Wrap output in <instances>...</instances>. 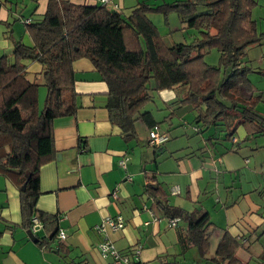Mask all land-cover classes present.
Here are the masks:
<instances>
[{
  "label": "trees",
  "instance_id": "16d2710c",
  "mask_svg": "<svg viewBox=\"0 0 264 264\" xmlns=\"http://www.w3.org/2000/svg\"><path fill=\"white\" fill-rule=\"evenodd\" d=\"M92 1L49 0L44 15L24 20L33 45L14 41L12 53L0 54V175L19 184L25 225L31 227L32 217L38 214L48 229L50 239L39 241L42 245L58 237V232L52 217L36 209L40 169L56 155L53 122L61 116L62 93L74 85L73 65L81 59L90 60L107 83L110 121L122 129L126 140L137 137L139 121L149 130L159 125L145 110L153 101L152 83L158 91L184 93L179 101L193 108L198 133L219 126L226 140L232 141L237 128L245 125L253 135L264 136V112L258 109L261 99L245 96L252 91L249 73L253 71L243 66L249 49L264 41L253 18L256 0H175L158 6L141 2L129 15ZM173 13L188 33L195 32L189 33L191 42L173 43L170 33L162 35L150 19L162 15L168 25ZM7 25L12 28V23ZM7 35L14 40L12 30ZM212 49L220 54L216 67L205 60ZM26 61L42 65L41 80L28 78ZM40 87L47 89L42 108ZM148 180L145 194L168 219L178 221L175 227L169 225L178 230L183 256L194 248L205 264H244L236 251L247 241L239 243L226 233L211 257L215 225L209 213L170 205L167 190L151 177ZM170 194L180 193L170 190ZM259 235L262 238L264 230ZM262 246L264 258V242ZM137 249L131 264H140ZM107 259L113 263L111 257ZM170 262L161 258L155 264Z\"/></svg>",
  "mask_w": 264,
  "mask_h": 264
},
{
  "label": "crops",
  "instance_id": "0c3cea01",
  "mask_svg": "<svg viewBox=\"0 0 264 264\" xmlns=\"http://www.w3.org/2000/svg\"><path fill=\"white\" fill-rule=\"evenodd\" d=\"M48 1L0 0V20L3 21L0 22V54L12 53L14 41L22 40L28 46L33 45L24 20L44 15ZM69 1L76 4L93 2ZM173 1L114 0L119 5L118 10L126 15L141 2L158 6ZM256 2L253 18L259 33L264 34V0ZM7 23H12V28ZM184 28L180 22L179 26L168 32L173 43L188 41L190 35ZM10 30L13 31V41L7 35ZM25 64L28 78L41 80L42 65L37 61H26ZM243 66L253 71L249 73L252 91L245 93V96L260 97L258 109L264 112V41L249 49ZM73 69L76 81L63 91L61 116L53 122L56 155L40 169V192L36 205L38 213L52 217L57 225L55 232L58 235L60 232L65 233L66 239L60 241L56 237L48 244H38L41 240L50 239V233L44 226L37 233H32L38 240L37 243L33 242L30 239V227L25 225L22 216L19 184L12 178L0 175V264H111L110 259L104 258L99 249V244L106 239L111 240L116 249L129 256L132 262L134 251L141 246L140 264H155L161 258L171 261V264H185L181 260L188 254L191 263L204 264L200 256L194 255V248L184 256L181 254L177 228L170 227L169 219L145 194L150 177L167 190L170 205L189 211L196 208L205 210L211 222L213 216L208 204H212L214 199V206L226 213V224L222 221L218 224L212 222L215 225L212 238L218 237L220 241L228 233L239 243L241 239L247 241L236 251L237 258L244 264H264V258L261 257L264 236L259 238L264 230V189L261 201L255 208L261 219L257 223L246 222L245 212L240 213L243 220L241 217L233 219L231 211L234 202L230 203L229 199L222 202L220 197L215 198L218 181H225L226 170L232 168L226 166L224 170V157L231 152L243 157V149L262 150L260 148L264 147V142L259 143L257 140L264 136L253 135L249 127L240 125L235 135L238 141L234 143L226 140V134L216 126L205 133L201 132L204 133L201 158L196 155V151L183 150L180 153L176 147L166 143L155 149L159 151L158 155L153 154L151 149L154 148L148 145L150 130L143 121L137 123V137L130 140H126L122 129L110 121L109 89L91 61L81 59L74 63ZM183 95L180 90L158 91L151 84L154 105L165 115L149 112L159 123L160 129L169 135L168 142L172 140V129L194 123L193 108L179 101L184 98ZM46 96L47 89L40 87V108ZM190 116H193L192 122L189 121ZM226 141L231 142L230 148L225 146ZM126 158V166L121 165ZM245 162L250 163L251 160ZM263 163L264 157H260L259 164ZM175 187L180 189V194L171 196L170 190ZM248 209H251L250 206ZM214 211L219 214L217 210ZM118 213L126 220L125 228L119 231L105 228L100 232L98 227ZM179 226L185 227V224L180 222ZM246 227L248 230L245 234Z\"/></svg>",
  "mask_w": 264,
  "mask_h": 264
},
{
  "label": "rangeland",
  "instance_id": "374dc122",
  "mask_svg": "<svg viewBox=\"0 0 264 264\" xmlns=\"http://www.w3.org/2000/svg\"><path fill=\"white\" fill-rule=\"evenodd\" d=\"M38 18V17H34ZM153 22L158 27L159 31L162 35H166L170 30H173L180 24V19L177 14H171L168 18L169 24H164V17L162 15L154 14L151 16ZM195 33L194 31H191L189 33ZM188 36V35H187ZM191 37H189L187 42H191ZM205 60L210 66H218L219 62V52L216 49H212L206 56ZM31 78V77H30ZM156 103H158L157 100H155ZM155 102H150L149 106L145 109L146 111H152L154 114H161L162 116L165 115V113H162V111H159V109L156 108ZM151 113V112H150ZM193 116L189 117V121H193ZM195 124L192 123L190 125H182L180 127H176L170 131L171 133V141L166 143L170 146L176 147L177 151H180V153L183 150H187V152H191L192 150L195 152L196 155L200 158L203 156L201 151H204L201 149V145L203 143V134L205 133H197L195 132V127H193ZM146 129V127H144ZM259 143L264 142V137L257 140ZM226 147H231V142L226 141L225 142ZM220 147V146H219ZM183 148V149H182ZM151 149V148H150ZM262 150L260 151H250L249 149H243L242 150V156H239V154H235L231 152L228 154L227 157H224L225 164L223 165L224 170H226V166L232 167L229 171L226 170V179L219 180L218 182V191L215 194V198H221L223 200L222 202H225V200L229 199V202H234L233 208H232V218L236 219L237 217H241L240 213H246V217L244 220L246 222H255L257 223L260 221V215L256 212L255 208L258 204V201H261L260 196H262V189H264V163L262 165L259 164V158L264 157V147L260 148ZM152 153L158 155L159 151H156L155 149H151ZM205 154V153H204ZM162 156V155H159ZM248 156V157H247ZM244 157H247L246 160H251L250 163H246L244 160ZM223 163V162H222ZM230 175V176H229ZM229 176V178H228ZM228 178V179H227ZM261 183L260 186H258V183ZM230 202V203H231ZM214 199L212 204H208V208L211 211V214L213 216L212 222L214 224H218L219 222H225V212L221 211L218 206H214ZM250 206L251 209H248ZM215 210L219 212V214L215 213ZM243 220V218H242ZM263 222V221H262ZM264 223V222H263ZM226 224V222H225ZM224 224V225H225ZM248 230V227L244 229V233L246 234ZM212 253L211 255H214V252L216 251V246L218 244V237L212 238ZM196 253L194 255L199 256L198 251L195 249ZM242 252V251H240ZM241 255V253H239ZM239 255V256H240ZM250 260V258L248 257ZM185 264H195L191 263L190 260V254H188V257L183 260ZM184 264V263H182ZM205 264V263H204Z\"/></svg>",
  "mask_w": 264,
  "mask_h": 264
},
{
  "label": "built area",
  "instance_id": "2783aa9c",
  "mask_svg": "<svg viewBox=\"0 0 264 264\" xmlns=\"http://www.w3.org/2000/svg\"><path fill=\"white\" fill-rule=\"evenodd\" d=\"M100 2L101 4H108L113 6L116 9H119V5L114 2V0H95ZM27 23H30V20L27 21ZM197 130V129H195ZM169 140V136L166 132L162 131L159 126L154 127L149 131V137H148V144L151 147H159L163 145L165 142ZM232 141L234 143H237V138H233ZM128 161V158L124 159L121 162V165L126 166V162ZM172 194L178 195L180 193V189L178 187H175L174 189H171ZM117 195L114 196L116 198ZM169 223L171 226L175 227L178 223L176 219H169ZM126 220L124 217L118 213L117 216L110 218L107 222H105L102 226L98 227L100 232H103L105 228H109L113 231H119L125 228ZM44 227L41 220L38 218V216H34L31 219V227L30 230L32 233H37L40 229ZM58 238L60 241H64L66 239V235L63 232H60L58 235ZM99 249L102 253V256L104 258L111 257L113 260L112 264H131L130 259L127 256H122L119 251L116 249L115 245L111 240H104L99 244ZM141 246H138V249L136 251V255L138 256L140 254Z\"/></svg>",
  "mask_w": 264,
  "mask_h": 264
},
{
  "label": "water",
  "instance_id": "95a60500",
  "mask_svg": "<svg viewBox=\"0 0 264 264\" xmlns=\"http://www.w3.org/2000/svg\"><path fill=\"white\" fill-rule=\"evenodd\" d=\"M29 178V177H28ZM27 183H25L22 187V189L24 190L25 187H26ZM30 239L33 241V242H38L37 238L32 234V232H30Z\"/></svg>",
  "mask_w": 264,
  "mask_h": 264
}]
</instances>
